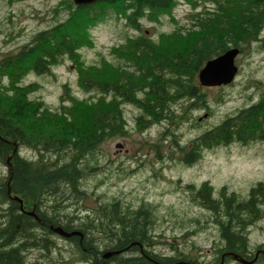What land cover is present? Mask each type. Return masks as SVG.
Returning a JSON list of instances; mask_svg holds the SVG:
<instances>
[{
    "label": "trees",
    "instance_id": "trees-1",
    "mask_svg": "<svg viewBox=\"0 0 264 264\" xmlns=\"http://www.w3.org/2000/svg\"><path fill=\"white\" fill-rule=\"evenodd\" d=\"M180 1L191 6L187 21L194 33L186 45L164 47L150 39L143 21L173 18ZM65 2L16 48L0 50V161L6 167L0 175V264H250L242 259H264V250H256L264 242L250 240L253 228L264 227V179L244 191L215 187L207 179L183 184L198 210L179 220L192 223V233L184 230L171 240L165 229H157L163 219L160 202L127 200L96 188L108 167L122 175L132 172L116 161L105 164L100 149L106 139L130 131L127 104L137 109L133 122L139 131L160 125L156 150L159 141L171 139L176 145L166 149L167 155L178 151L187 165L217 146L264 142V79H253L255 98L250 94L245 104L206 123L204 115L214 112L198 77L208 59L231 47L264 48V0ZM111 16L139 34L126 36L110 73L84 65L81 45L89 39L88 26ZM65 60L74 64L78 84L91 98L75 99L64 84L53 108L34 95L41 83L27 77L54 74ZM185 124L192 133L177 143ZM89 196L94 205L84 203ZM201 229L214 233L208 259L194 250L199 247L194 235Z\"/></svg>",
    "mask_w": 264,
    "mask_h": 264
},
{
    "label": "rangeland",
    "instance_id": "rangeland-1",
    "mask_svg": "<svg viewBox=\"0 0 264 264\" xmlns=\"http://www.w3.org/2000/svg\"><path fill=\"white\" fill-rule=\"evenodd\" d=\"M65 1L67 0H0V50L5 51L19 45L32 31L44 27L52 9L66 4ZM190 7L187 2L180 1L173 9V18L165 17L162 22L144 20L143 29L147 31L150 39L164 47L186 45L194 33L187 21ZM87 30L89 39L81 45L83 64L106 69L110 73L113 64L117 63L118 54L126 47L129 40L126 36L139 34L123 25L122 19L117 21L112 16L88 26ZM262 32L264 34V29ZM235 64L237 72L231 81L202 87L214 112L212 117L209 114L204 115L206 123L216 121L224 113L245 104L250 94L254 98L257 95L253 79H264V48L256 47V44H245L243 48H238ZM28 80L41 83L34 95L42 97L53 108L60 104L64 84L68 85V91L75 99L90 101L91 98V94L78 84L77 70L69 60L54 67V74L29 75ZM216 97L221 98L220 102L214 101ZM68 104L70 100L62 105L67 107ZM124 108L130 131L106 139L100 149L103 151L105 164L116 161L124 164L125 168H131L132 172L122 175L108 167L107 176L98 177L103 180L96 188L100 192L105 190L108 194L123 195L127 200L134 201L141 197L160 202L159 213L163 219L159 221L157 229H165L163 234L169 240L178 238L173 235L184 230L192 233L193 224H181L179 220H187L188 214L192 215L198 210L191 204L183 184L200 183L207 179L215 187L226 184L230 189L244 191L254 181L264 179V142L257 141L249 145L233 142L217 146L205 150L200 159L187 165L177 157L178 151L174 150L172 157L167 155L166 149L176 145L171 139L159 141L156 150L153 144L158 140L155 133L160 127L159 124H153L147 131H139L133 122L136 107L127 104ZM202 112L201 110L195 114ZM178 132L182 135L176 139L177 143L184 141L192 133L191 125H181ZM22 152L31 154L29 148H23ZM5 171L6 167L0 161V175ZM84 203L88 206L94 205V198L86 197ZM194 240L195 245L199 246L194 250L202 258H210L214 252L212 230L205 232L201 229L194 235ZM250 240L252 243L264 242V227L253 228ZM250 264H264V259H255Z\"/></svg>",
    "mask_w": 264,
    "mask_h": 264
},
{
    "label": "water",
    "instance_id": "water-1",
    "mask_svg": "<svg viewBox=\"0 0 264 264\" xmlns=\"http://www.w3.org/2000/svg\"><path fill=\"white\" fill-rule=\"evenodd\" d=\"M77 3H87L94 0H74ZM238 52V47H231L223 53L208 59L198 71L199 81L202 85H220L228 83L237 72L235 64V55ZM64 235H70L73 232H65L60 228H55ZM256 257V256H255ZM254 257V259H255ZM254 259L242 261L252 262Z\"/></svg>",
    "mask_w": 264,
    "mask_h": 264
},
{
    "label": "flooded vegetation",
    "instance_id": "flooded-vegetation-1",
    "mask_svg": "<svg viewBox=\"0 0 264 264\" xmlns=\"http://www.w3.org/2000/svg\"><path fill=\"white\" fill-rule=\"evenodd\" d=\"M93 1L89 2V3H92ZM256 250H264V248H257Z\"/></svg>",
    "mask_w": 264,
    "mask_h": 264
}]
</instances>
